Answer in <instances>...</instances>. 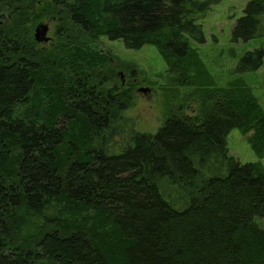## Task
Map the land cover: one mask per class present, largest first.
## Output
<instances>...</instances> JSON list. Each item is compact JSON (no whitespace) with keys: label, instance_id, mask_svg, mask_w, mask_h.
<instances>
[{"label":"trees","instance_id":"16d2710c","mask_svg":"<svg viewBox=\"0 0 264 264\" xmlns=\"http://www.w3.org/2000/svg\"><path fill=\"white\" fill-rule=\"evenodd\" d=\"M220 1L0 0V264H264V166L228 148L238 129L264 159V108L240 77L218 86L193 46ZM46 20L51 47L34 37ZM261 37L250 0L232 41ZM102 38L156 46L170 97L192 89L197 112L170 105L139 131ZM263 64L256 49L236 71Z\"/></svg>","mask_w":264,"mask_h":264},{"label":"rangeland","instance_id":"374dc122","mask_svg":"<svg viewBox=\"0 0 264 264\" xmlns=\"http://www.w3.org/2000/svg\"><path fill=\"white\" fill-rule=\"evenodd\" d=\"M250 0H221L211 7L207 15L198 23L202 26L206 42L202 45L193 44L206 64L211 75L220 87H226L233 79L242 78L264 108V64L255 72H237V66L243 56L256 49L264 50V37L248 42L232 41V32L237 21L243 16L244 9ZM49 25L48 42L41 43L43 47H51L56 43L53 21L46 20ZM38 26V25H37ZM36 26V27H37ZM35 27V29H36ZM34 29V34H35ZM97 48L111 59L109 68L114 70L119 84L125 88L134 89V106L126 115L137 119L138 130L143 133L155 134L166 119L170 105L183 103L187 114L197 112L199 102L196 97L188 96L192 89L180 88L178 97H170L172 90L166 79L168 66L154 45H146L139 50H128L122 41H110L102 38L96 43ZM115 83V82H114ZM113 87V83L110 85ZM148 89V93L140 89ZM230 154L240 163H255L260 159L252 150L240 130L233 129L228 136ZM256 222L264 229V219Z\"/></svg>","mask_w":264,"mask_h":264},{"label":"water","instance_id":"95a60500","mask_svg":"<svg viewBox=\"0 0 264 264\" xmlns=\"http://www.w3.org/2000/svg\"><path fill=\"white\" fill-rule=\"evenodd\" d=\"M48 32H49V25L45 23H40L35 29L34 37L36 41L40 44L44 42H48L49 41V38L47 37ZM140 92L148 93L149 90L142 88L140 89Z\"/></svg>","mask_w":264,"mask_h":264},{"label":"flooded vegetation","instance_id":"af4514ba","mask_svg":"<svg viewBox=\"0 0 264 264\" xmlns=\"http://www.w3.org/2000/svg\"><path fill=\"white\" fill-rule=\"evenodd\" d=\"M101 53L107 55L106 53H103L102 51H101ZM107 56H108V55H107ZM109 59H110V58H109ZM110 62H111V59H110Z\"/></svg>","mask_w":264,"mask_h":264}]
</instances>
